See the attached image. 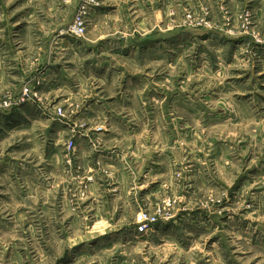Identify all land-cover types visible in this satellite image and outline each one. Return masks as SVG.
I'll return each mask as SVG.
<instances>
[{
  "label": "rangeland",
  "instance_id": "374dc122",
  "mask_svg": "<svg viewBox=\"0 0 264 264\" xmlns=\"http://www.w3.org/2000/svg\"><path fill=\"white\" fill-rule=\"evenodd\" d=\"M263 1L0 0V264H264Z\"/></svg>",
  "mask_w": 264,
  "mask_h": 264
},
{
  "label": "crops",
  "instance_id": "0c3cea01",
  "mask_svg": "<svg viewBox=\"0 0 264 264\" xmlns=\"http://www.w3.org/2000/svg\"><path fill=\"white\" fill-rule=\"evenodd\" d=\"M263 3H264V1H263ZM258 10H260V12H258ZM263 11H264V8L263 9H257V12H256V15L258 16L257 18H260L259 16H261L260 14H263ZM23 41L20 44L21 46L19 48H16V50L14 51L15 57L11 58V62L13 64L10 65V70H17L15 72L16 74L10 75V73L7 70H4L5 72H3V71L0 72V92H1V90L8 89V91L15 93V91H17V84H20V80L23 79V74H21L22 70H24V71L27 70L29 72V75H35L36 76L37 73H39L41 70H43L44 67L50 66V64H51L50 63L51 62V55L48 52V48H47L50 41L45 42L42 39L36 40V41H40L38 44H40V49H41L39 56L35 57V58H38L40 61V64L38 67H34L31 65L32 54H28L30 52L29 49L31 48V46L35 45V43H34L35 40L29 39L30 43L26 42L27 39L24 41V43H23ZM15 59L18 60L19 63H16ZM60 69H61V71L63 70L62 68H60ZM64 76H66V75L64 72H62V74H61L62 80H64ZM30 110L33 111L31 108L25 107L20 112H12V113H9L6 115H1L0 116V126H1V124H2V126L0 128L3 130L4 125H6V127H7L6 129L8 130V132L11 133V134L7 133L8 137L10 135H12L13 133L16 134V131L18 132L19 130H17V128H15L16 126L14 125V123L26 122L28 120L27 119L28 115H27L26 111L29 113ZM44 123H48V120H46V122H44Z\"/></svg>",
  "mask_w": 264,
  "mask_h": 264
},
{
  "label": "built area",
  "instance_id": "2783aa9c",
  "mask_svg": "<svg viewBox=\"0 0 264 264\" xmlns=\"http://www.w3.org/2000/svg\"><path fill=\"white\" fill-rule=\"evenodd\" d=\"M94 1L95 0H91V1L82 0L80 7H79V11L74 19L72 26L70 27L69 34H71L74 37H78V38H81L84 36L85 15L87 14L89 5H91V3H93ZM149 222H150V219L142 217L140 220L139 232H143L147 228Z\"/></svg>",
  "mask_w": 264,
  "mask_h": 264
},
{
  "label": "bare ground",
  "instance_id": "6f19581e",
  "mask_svg": "<svg viewBox=\"0 0 264 264\" xmlns=\"http://www.w3.org/2000/svg\"><path fill=\"white\" fill-rule=\"evenodd\" d=\"M89 1H91V0H89Z\"/></svg>",
  "mask_w": 264,
  "mask_h": 264
}]
</instances>
